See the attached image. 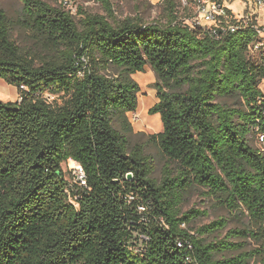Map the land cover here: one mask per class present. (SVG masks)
<instances>
[{"label":"trees","instance_id":"trees-1","mask_svg":"<svg viewBox=\"0 0 264 264\" xmlns=\"http://www.w3.org/2000/svg\"><path fill=\"white\" fill-rule=\"evenodd\" d=\"M96 1L106 16L22 0L21 25L50 55L41 64L0 6V80L20 98L0 100V264H264V152L254 144L264 135V49L250 52L264 39L251 28L222 40L190 30L176 0L153 23ZM147 66L157 80L148 113L162 122L150 141L167 159L160 180L130 141L142 92L134 76ZM70 161L85 185L67 181ZM194 190L242 227L223 239L211 238L226 219L193 228L201 212L182 204ZM249 242L259 249L243 251Z\"/></svg>","mask_w":264,"mask_h":264},{"label":"rangeland","instance_id":"rangeland-1","mask_svg":"<svg viewBox=\"0 0 264 264\" xmlns=\"http://www.w3.org/2000/svg\"><path fill=\"white\" fill-rule=\"evenodd\" d=\"M43 1H46L53 6H63L74 16H77L79 9H82L88 14L107 15L101 3L96 0ZM164 2L165 0H112L114 10L119 19L140 15L147 23L159 21L166 22V4ZM244 3L245 0H232L231 7L236 12L241 13ZM0 6L13 22V39L24 50V52L30 53L32 56L36 57L40 64L41 61L49 58L50 55L48 51L37 42L35 36L30 31L23 28L19 21L23 8L22 0H0ZM134 80L140 84L142 92L140 94L141 99L139 110L136 112L139 115L140 120L133 125L135 135L130 140L131 146L139 144L144 147L146 155L154 162L155 171L153 176L160 180L162 170L167 164V159L159 147L150 141V137L162 131V122L159 115L151 116L148 113L153 104L157 102L156 91L154 89L157 80L150 66H147L144 73H137L134 76ZM45 97L48 98L50 103H54L55 105L63 102L62 95H53L47 92L45 93ZM0 100L4 102H18L20 100L18 89L3 80H0ZM228 101L232 106L238 104V100L235 99H230ZM254 144L258 145L257 142H254ZM76 166L77 163L73 161L67 162L63 165L65 177L71 184L75 182L73 170ZM182 208L183 212L190 210H199L201 212V215L194 220L192 225L195 229L219 219H226L229 221L227 229L220 233H215L211 239H214L216 236L219 237V239H223L229 230L242 227L238 219H233L232 215H230L227 210L223 209L212 199L206 197L200 190L191 191L184 200ZM237 242L240 243L242 240ZM243 245H246V248L243 251L259 249V246L253 242H249L248 244L243 243ZM243 251L228 252L224 254V257H235ZM251 264H259V262H251Z\"/></svg>","mask_w":264,"mask_h":264},{"label":"built area","instance_id":"built-area-1","mask_svg":"<svg viewBox=\"0 0 264 264\" xmlns=\"http://www.w3.org/2000/svg\"><path fill=\"white\" fill-rule=\"evenodd\" d=\"M176 2L179 22L190 30L203 29L211 38L222 40L241 29L251 28L264 39V0H245L241 13L231 7L232 0H176ZM262 49L264 43L252 46L251 55L256 56ZM139 120L136 112L130 116L133 125ZM257 144L264 152V135L258 136ZM73 175L75 183L86 184V174L80 164L73 170Z\"/></svg>","mask_w":264,"mask_h":264},{"label":"water","instance_id":"water-1","mask_svg":"<svg viewBox=\"0 0 264 264\" xmlns=\"http://www.w3.org/2000/svg\"><path fill=\"white\" fill-rule=\"evenodd\" d=\"M129 179H130V180L132 179V175H129Z\"/></svg>","mask_w":264,"mask_h":264},{"label":"crops","instance_id":"crops-1","mask_svg":"<svg viewBox=\"0 0 264 264\" xmlns=\"http://www.w3.org/2000/svg\"><path fill=\"white\" fill-rule=\"evenodd\" d=\"M140 99H141V97H140ZM155 103H156V102H155ZM155 103H154V104H155ZM154 104H153V105H154ZM138 110H139V108H138ZM138 110H137V111H138Z\"/></svg>","mask_w":264,"mask_h":264}]
</instances>
